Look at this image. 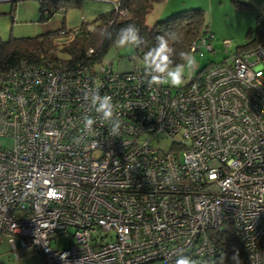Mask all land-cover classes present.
<instances>
[{
  "label": "built area",
  "instance_id": "built-area-1",
  "mask_svg": "<svg viewBox=\"0 0 264 264\" xmlns=\"http://www.w3.org/2000/svg\"><path fill=\"white\" fill-rule=\"evenodd\" d=\"M213 36L190 53L212 51ZM227 47L174 90L149 85L142 65L21 58L1 71L0 236L14 258L36 249L46 264H215L212 234L229 231L249 264H264V39ZM95 88L117 105L118 136L99 122L83 133L82 117L96 115L83 93Z\"/></svg>",
  "mask_w": 264,
  "mask_h": 264
},
{
  "label": "trees",
  "instance_id": "trees-1",
  "mask_svg": "<svg viewBox=\"0 0 264 264\" xmlns=\"http://www.w3.org/2000/svg\"><path fill=\"white\" fill-rule=\"evenodd\" d=\"M81 0H39L41 19L49 18L57 9L62 6L65 10L73 6H79ZM164 0H116L112 2V8L95 18L82 21L80 26L83 31L74 38L58 45L53 41L58 30L43 32L34 36L0 40V72L14 65L21 59L27 58L29 61L39 62L41 58L61 60L65 63H75L77 61L93 64L101 60L102 55L113 43L111 40L103 39L99 35L102 28L108 27L114 34L127 24H135L145 43L139 48H133V52L142 57V53L153 47L159 36H165L175 49L176 55L173 57L180 63L179 53L190 52L191 42L198 36L210 32L204 21L203 10L201 8H189L174 12L164 19L155 21L152 25H147L145 16L152 10L153 5ZM114 4L118 8L113 7ZM46 9V12H44ZM122 9L123 13L117 11ZM13 10V9H11ZM256 34H249L248 41L239 50L254 46L258 41L264 39V9L259 10L256 15ZM212 33V32H211ZM88 47H93L95 53L86 56ZM67 55L61 59L57 56L56 49ZM212 240L217 250L215 264H249L241 242L229 231L213 232ZM238 254V261L233 256Z\"/></svg>",
  "mask_w": 264,
  "mask_h": 264
},
{
  "label": "rangeland",
  "instance_id": "rangeland-1",
  "mask_svg": "<svg viewBox=\"0 0 264 264\" xmlns=\"http://www.w3.org/2000/svg\"><path fill=\"white\" fill-rule=\"evenodd\" d=\"M189 8L203 10L206 27L214 35L210 41L214 49L205 50L201 56L191 53L196 59V67L186 73L183 85L189 82L191 76L198 70L209 63H218L226 57L223 50L225 42H228L227 52L232 53L248 41L249 34H256V15L259 10L264 9V0H164L153 5L152 10L145 16V22L152 25L174 12ZM59 14L56 11L49 18L41 19L39 0H0V40L34 36L54 30L60 26ZM53 41L59 47L67 38L57 34ZM56 53L61 59L67 58V55L58 48ZM99 63L106 67L111 65L113 70L124 72L142 65L143 58L134 53L133 48H118L112 43L96 64ZM0 143L8 145L10 140L0 138ZM158 144L159 147L168 149L170 140L162 138ZM72 232L73 228L68 227L57 237L56 245L64 247ZM51 245L55 243L52 241ZM0 264H46V262L36 249L25 250L20 257L14 258L5 237L0 236Z\"/></svg>",
  "mask_w": 264,
  "mask_h": 264
},
{
  "label": "clouds",
  "instance_id": "clouds-1",
  "mask_svg": "<svg viewBox=\"0 0 264 264\" xmlns=\"http://www.w3.org/2000/svg\"><path fill=\"white\" fill-rule=\"evenodd\" d=\"M99 35L103 39L111 40L118 48H139L145 43L140 35L139 29L135 24L129 23L120 28L115 34L108 27L102 28ZM175 49L165 36H159L156 44L143 55V64L145 75L149 77V85H167L179 88L183 85L187 72L196 67V59L190 52H180V63L174 60ZM82 99L84 100L87 111L94 112L95 118L91 115L82 117L84 135H92L95 132L94 126L107 124L112 136H118L121 122L117 116V105L113 102L111 96L101 95L99 88L84 91ZM63 259V257H62ZM238 261V254L233 256ZM175 264H196V262L187 255H181Z\"/></svg>",
  "mask_w": 264,
  "mask_h": 264
},
{
  "label": "crops",
  "instance_id": "crops-1",
  "mask_svg": "<svg viewBox=\"0 0 264 264\" xmlns=\"http://www.w3.org/2000/svg\"><path fill=\"white\" fill-rule=\"evenodd\" d=\"M113 1L116 0H81L79 6L70 7L64 12L57 11L60 13V26H58L56 29L60 27H77L82 21L93 19L97 15L109 11L112 8ZM48 26L49 25L47 24V27Z\"/></svg>",
  "mask_w": 264,
  "mask_h": 264
}]
</instances>
